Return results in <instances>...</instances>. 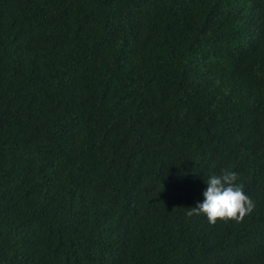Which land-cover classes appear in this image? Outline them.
I'll return each mask as SVG.
<instances>
[{"label": "trees", "instance_id": "trees-1", "mask_svg": "<svg viewBox=\"0 0 264 264\" xmlns=\"http://www.w3.org/2000/svg\"><path fill=\"white\" fill-rule=\"evenodd\" d=\"M0 264H264V0H0Z\"/></svg>", "mask_w": 264, "mask_h": 264}, {"label": "clouds", "instance_id": "clouds-1", "mask_svg": "<svg viewBox=\"0 0 264 264\" xmlns=\"http://www.w3.org/2000/svg\"><path fill=\"white\" fill-rule=\"evenodd\" d=\"M204 183L203 199L191 210L206 217L210 223L218 220L239 221L252 211L254 204L246 195L235 171L222 169L219 174H210Z\"/></svg>", "mask_w": 264, "mask_h": 264}]
</instances>
